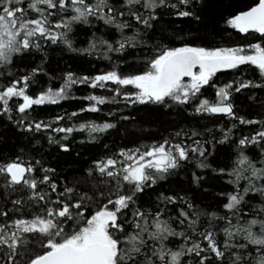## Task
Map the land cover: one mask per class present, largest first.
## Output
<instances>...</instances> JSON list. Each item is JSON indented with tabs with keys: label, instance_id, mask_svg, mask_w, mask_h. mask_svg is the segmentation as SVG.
Wrapping results in <instances>:
<instances>
[{
	"label": "snow or ice",
	"instance_id": "6c2138e0",
	"mask_svg": "<svg viewBox=\"0 0 264 264\" xmlns=\"http://www.w3.org/2000/svg\"><path fill=\"white\" fill-rule=\"evenodd\" d=\"M206 3L0 0V121L27 141L18 152L0 153V264H264V98L252 94L264 90V0H251L225 20L227 28L259 43H197L200 37L177 34L183 28L163 35L165 15L202 21ZM78 30L91 33L80 47ZM56 48L109 64L95 74L67 70L58 88L45 87L43 77L55 79L45 64ZM137 50L142 57L129 61ZM245 70L258 72L259 81L243 79L239 73ZM226 72L233 79L220 81L218 74ZM73 85L102 94L80 97L88 103L78 111L37 118L45 106L77 99ZM238 94L246 95L261 118L240 114ZM110 105L117 106L106 113L111 121L69 123ZM129 108L164 118L161 123L174 131L165 128L167 134L150 145L118 151L105 143L106 151L90 162L80 152L72 155L74 133L86 132L87 141L79 143L95 145L110 130L118 132L121 122L135 120L123 114ZM173 115L177 119L167 120ZM225 119L230 128L208 126ZM184 122L191 126H181ZM237 124L253 127L248 135L241 128L234 139ZM45 141L57 165L45 160L52 154ZM214 153L225 159L211 168ZM61 159L70 160L67 171L58 166ZM193 164L211 168L213 179L228 177L231 190L214 197L223 198V214L200 208L196 194H188L192 186L203 188L201 196L209 192L203 187L207 178Z\"/></svg>",
	"mask_w": 264,
	"mask_h": 264
},
{
	"label": "trees",
	"instance_id": "16d2710c",
	"mask_svg": "<svg viewBox=\"0 0 264 264\" xmlns=\"http://www.w3.org/2000/svg\"><path fill=\"white\" fill-rule=\"evenodd\" d=\"M251 0H207V3L204 7V10L200 13L203 17L202 21L192 20L191 18H178L173 15L168 16L165 15L163 21L160 25L164 29L163 35L171 37L173 35L174 29L183 28V33H177L178 35H184L188 39H192L195 37H200V40H197V43H208L212 45L219 46H227V47H247L250 43H259L260 40L254 38L253 35L238 33L234 29H230L226 27L225 20L229 17V14L235 13L238 10L244 9L247 4H250ZM174 21V23H165ZM80 26H78L79 28ZM127 35H132V32L128 29L125 30ZM91 33L88 30L79 31L77 35L80 39V43L77 44L78 47L84 46L83 40L86 36H89ZM97 35H100L97 32ZM258 36V34H256ZM116 38H119L118 34H116ZM151 43H155V41H150ZM176 44H179V40L174 41ZM141 56L143 53H140L139 50L136 51L134 56H129L128 60L133 61L135 56ZM114 56V54H113ZM115 59V56H114ZM40 54L36 55L35 63L39 64ZM109 62L105 60H98L95 55L91 57L84 58H76L73 54L68 52H61L58 48L54 51L49 50V55L47 57V63L45 64V69L48 71L49 76H54L55 79L48 81L47 77H43L44 86H48L50 83L54 87H59L63 81L61 76L67 70H72L77 74H95L97 71L103 70L108 66ZM139 63H137V67H139ZM248 66H241V69H247ZM243 79H254L257 82L259 81V73L256 72L253 74L251 71H241L239 73ZM220 81L228 82L233 79L234 74L232 72L220 73L218 74ZM35 91V89H33ZM72 95L76 96L77 99H70L66 101H61L60 105H48L45 106V109L39 111L38 119L51 120L57 114H64L65 112L78 111L79 108L83 105H86L88 102L79 99L80 97L86 96L90 93L93 94H102L101 90L90 89L85 85H73L71 89ZM253 95L264 98V90H254ZM252 103L251 101L246 99V95L238 94L237 104L240 107V114L244 115L246 113H252L249 118L259 119L260 116L256 115L252 109L248 107V105ZM103 111L100 113H83L82 119L76 120L75 118L69 123H83L86 120H93L96 123H103L105 119L111 121L110 117L106 116V113L111 109L112 111H117L116 105L110 106H101ZM123 108V105L119 106ZM143 107V106H141ZM256 111H259V99L255 104ZM131 113L135 116V120L133 121H124L121 122L123 126L118 125L119 131L110 130L109 133L104 134L100 137L99 141L93 145L89 143L81 144L79 143L81 140L87 141V133H74L75 139L72 140V137L69 139L72 141L71 147L75 150L72 155L75 156L76 152H80L83 156V160L89 161L91 158H97L101 156L106 150L103 148V144L107 143L110 146H114V150L118 151L119 147L127 146V147H137L140 145H150L156 142L161 135H166L167 132L174 131V128L168 127L167 124L161 123L160 119H150L148 115L144 112H133L132 109H124L123 114ZM118 112V116H119ZM118 118V117H117ZM177 119L174 115L167 117V120H175ZM201 123H204L201 121ZM227 124V127H231V123H229L226 119L219 122V124L213 125L209 124V127L219 128ZM181 126H191L187 122H184ZM253 126H240L237 124V128L233 130V138H239L241 136V128H243V135L249 134V129ZM258 127V126H256ZM165 128H167V132H165ZM21 143H27L23 136L17 135L14 127L11 126L10 123H5L4 121H0V153L7 154L8 151H19V145ZM45 148L47 153H52L51 155H45V160L50 161L53 165H57V156L56 153L52 151L51 148L47 147L46 141ZM211 150L210 146H208ZM224 147V146H220ZM258 153V149L250 153V155H256ZM234 158V157H233ZM225 159V154L221 153L216 155L214 153L213 156L209 157L208 163L211 165V168L217 167L219 161H223ZM47 166V165H45ZM58 166L67 171L70 166V160L61 159L59 160ZM211 168L208 169H196L195 165H192V170L197 171L198 173L204 175L208 182L204 184V188H208L209 192L204 193L203 196L200 195L203 192V188L196 189L195 186H192V191L188 194L191 196L193 193L196 194V204L207 211H219L221 214L226 211L223 209L221 200L223 198H214L215 194L218 191L226 190L230 191L231 186L227 185L225 181L228 177H224L223 179L216 180L213 179V173ZM183 175V173L181 174ZM190 176V172H189ZM162 184L167 185L168 181H162ZM226 202V201H224ZM252 204H258L259 198L253 200ZM219 205V208L217 207ZM249 208H245V212H248ZM250 218V217H249Z\"/></svg>",
	"mask_w": 264,
	"mask_h": 264
}]
</instances>
